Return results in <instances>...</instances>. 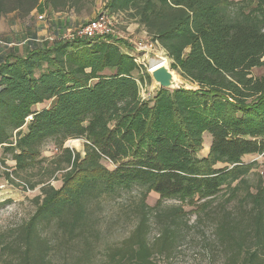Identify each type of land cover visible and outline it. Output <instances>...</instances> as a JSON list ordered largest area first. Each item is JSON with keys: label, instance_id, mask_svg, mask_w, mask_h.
Masks as SVG:
<instances>
[{"label": "trees", "instance_id": "1", "mask_svg": "<svg viewBox=\"0 0 264 264\" xmlns=\"http://www.w3.org/2000/svg\"><path fill=\"white\" fill-rule=\"evenodd\" d=\"M80 13L93 0H0V18ZM107 0L109 15H129L166 50L170 68L198 88L159 89L142 97L152 76L127 41L107 35L8 49L0 60V150L15 167L6 180L41 162L40 147L55 139L62 151V186L41 188L35 212L0 236V264H55L53 226L75 234L88 204L103 192L143 186L162 199H211L252 168L247 155L264 156V0ZM49 102V106H37ZM212 142L206 156L204 135ZM83 139L84 153L64 147ZM105 161L115 166L110 169ZM66 164V165H64ZM224 165V167H219ZM1 166L7 167L5 160ZM13 181V180H12ZM35 187L31 186L33 189ZM244 229L222 222L219 233L240 232L242 264H264V186ZM9 233V234H7ZM138 249L113 264H153L139 232ZM120 254L121 252H117ZM119 257V256H118ZM155 264V263H154Z\"/></svg>", "mask_w": 264, "mask_h": 264}, {"label": "rangeland", "instance_id": "2", "mask_svg": "<svg viewBox=\"0 0 264 264\" xmlns=\"http://www.w3.org/2000/svg\"><path fill=\"white\" fill-rule=\"evenodd\" d=\"M94 5H87L80 13H64L77 20L78 24H86L102 12L107 13V0H93ZM233 10L246 0H232ZM108 14V13H107ZM39 14L29 18L16 20L13 15L0 18V47L22 48L35 39H49L67 35L69 30L77 26H64L58 35L53 31L55 22L60 18L47 11L44 20ZM115 17L114 36L121 38L135 47L132 55L147 72L156 64L165 62L170 68L171 61L166 50L160 44L154 43L146 31L139 26L135 18L120 14ZM58 18V19H57ZM43 21V22H42ZM79 25V26H82ZM44 27L42 29L41 27ZM39 27L45 31L44 38L35 37ZM12 39L13 41H8ZM139 44L144 46L138 51ZM165 60V61H164ZM176 75V85L188 89L198 88ZM254 75H264L263 69H254ZM142 97L149 99L161 89L153 78L150 82L141 84ZM49 102L37 106L43 109ZM212 135H204V149L199 154L209 153ZM85 140H69L64 147L84 153ZM41 162L32 169L20 172L19 176H11L6 180L4 172L11 173L15 167L11 154L0 150V236L16 229L26 222L35 212L34 199L40 195L41 188L52 185L62 186L64 170H59L57 161L62 160V151L55 139L49 138L40 147ZM245 165L252 168L240 181L225 187L216 197L201 200L199 197L191 200L179 198L162 199L159 194L149 193L143 186L116 189L114 192H103L94 197L88 204V212L84 223L78 231L71 235L62 228L53 226L52 258L55 264H113L130 249H138L139 232L144 236V242L152 250L153 264H242L247 249L254 250L252 236L247 235L246 248L240 250V232L233 238H224L219 233L222 222L240 224L244 229L249 222L248 215L252 212L255 202L252 199L264 186V156L247 155L243 157ZM66 165V164H64ZM105 165L110 169L115 166L109 161ZM219 167H224L220 165ZM35 187L32 189L31 186ZM12 234V232H9ZM7 233V234H9ZM9 234V235H10ZM117 252H121L118 254ZM119 256V257H118ZM120 264H128L125 260Z\"/></svg>", "mask_w": 264, "mask_h": 264}, {"label": "built area", "instance_id": "3", "mask_svg": "<svg viewBox=\"0 0 264 264\" xmlns=\"http://www.w3.org/2000/svg\"><path fill=\"white\" fill-rule=\"evenodd\" d=\"M39 19L44 20V17L39 16ZM115 23V17L113 15L102 12V14H99V16H97L95 19L88 21V23L82 26H77L73 28V30H69L67 35H62L59 37L66 41H74L75 39H88L113 35V28L115 27ZM54 39L55 38L52 37L48 40L53 41ZM143 48L144 46L142 44H139V46L137 47L138 51L143 50Z\"/></svg>", "mask_w": 264, "mask_h": 264}, {"label": "crops", "instance_id": "4", "mask_svg": "<svg viewBox=\"0 0 264 264\" xmlns=\"http://www.w3.org/2000/svg\"><path fill=\"white\" fill-rule=\"evenodd\" d=\"M46 13H47V10H46V8H44V4H42V6L40 7V9H39V11L37 12V13H35V14H39L40 16H42V15H45L46 16ZM11 15H13V18H15L16 17V20H18V14L17 13H13V14H11ZM55 15H59V19H58V21H56L55 22V26L56 27H53L52 29H53V31H54V33L56 34V35H58L59 34V32L61 31V29L62 28H64V26L66 27V26H79V25H82V24H78V22H77V20H74L72 17H71V15L70 16H66L67 14H64V13H58V14H55ZM5 17H7V16H5ZM4 18V17H3ZM20 19V18H19ZM43 22V21H42ZM45 27V26H44ZM44 27L42 26L41 28L42 29H44ZM40 27H39V30H42ZM31 33H32V35L33 36H35V37H40V38H44V33H46L45 31H40L39 33H33L32 31H30ZM44 40H46V39H42V40H40V39H35L34 41H37V42H40V43H42ZM48 40V39H47ZM8 41H13L12 39H8ZM27 46V45H26ZM25 46V47H26ZM16 49H17V51H23L24 49H22V48H17V47H15ZM8 49L9 48H6V47H0V60L3 58V56H4V54L8 51Z\"/></svg>", "mask_w": 264, "mask_h": 264}, {"label": "water", "instance_id": "5", "mask_svg": "<svg viewBox=\"0 0 264 264\" xmlns=\"http://www.w3.org/2000/svg\"><path fill=\"white\" fill-rule=\"evenodd\" d=\"M155 83L161 87V89L175 90L178 89L176 83V75L165 63L163 65L153 66L148 71Z\"/></svg>", "mask_w": 264, "mask_h": 264}, {"label": "bare ground", "instance_id": "6", "mask_svg": "<svg viewBox=\"0 0 264 264\" xmlns=\"http://www.w3.org/2000/svg\"><path fill=\"white\" fill-rule=\"evenodd\" d=\"M165 61V60H164ZM165 62H163V63H161L160 62V64L158 63V64H156V65H154V66H158V65H163Z\"/></svg>", "mask_w": 264, "mask_h": 264}]
</instances>
